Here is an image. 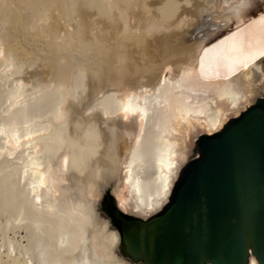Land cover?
Wrapping results in <instances>:
<instances>
[{"label": "bare ground", "instance_id": "obj_1", "mask_svg": "<svg viewBox=\"0 0 264 264\" xmlns=\"http://www.w3.org/2000/svg\"><path fill=\"white\" fill-rule=\"evenodd\" d=\"M13 1L4 0L0 13L11 7ZM25 1L29 3H23L31 6L35 3V0ZM49 1L53 3L43 10H48L49 14L38 15L30 29L39 30L50 38L47 25L58 23L59 30L68 31L70 36L63 42L66 48L73 47L76 40L86 56L107 53L111 62H127L116 65L122 75L114 80L109 92L114 104L110 107L103 104L94 112L96 114H90L94 117L91 119H106L127 129L126 140L120 139V151L115 154L120 156V165H115L118 161L113 162L110 141L96 139L77 147L71 138L77 133L65 139L68 146L63 150L58 146L52 149L59 153L56 167L42 170L44 164L35 156L23 160L27 173L31 171L34 178H38L26 197L28 205L37 208L36 202L42 200L41 189L46 187L52 204L48 203L45 208L56 214L54 218H60L59 229L54 228L57 233L53 234L54 244L46 247H52L48 251H53L54 255L52 259L41 260L40 264H142L125 254L107 199H115L117 209L132 218L145 220L157 214L169 202L182 169L193 155H198L194 151L200 136L219 132L232 118L264 99V0ZM38 3H35L38 9L34 7L37 11L41 8ZM54 10L57 16L53 15ZM64 18L75 23L76 28L63 23ZM45 65L48 69L53 67ZM82 70L90 72L92 79L96 77V71L84 67ZM52 72L47 75L52 77ZM73 84L70 81L58 84L63 100L55 122L68 121L76 113L77 102L70 95ZM14 85L18 89L11 87L17 89L9 96L12 106L19 105L22 97L32 95L36 86L24 78ZM90 110L92 112L93 108ZM119 118L133 124L128 125ZM48 128L45 129L49 131ZM150 134L155 139L158 155L153 165L155 190L146 196L140 172L146 168L144 145ZM14 135H9L7 144L16 151L27 143L18 144ZM62 139L63 136L58 140ZM75 148H79L77 154L73 151ZM102 151L105 153L100 158ZM108 171L112 172L110 176ZM117 171L121 174L119 179L115 178ZM70 178L74 182L69 185ZM22 222L18 219L12 225L19 228ZM249 264L259 263L252 257Z\"/></svg>", "mask_w": 264, "mask_h": 264}, {"label": "rangeland", "instance_id": "obj_2", "mask_svg": "<svg viewBox=\"0 0 264 264\" xmlns=\"http://www.w3.org/2000/svg\"><path fill=\"white\" fill-rule=\"evenodd\" d=\"M23 1L27 2L25 0H14L12 6L4 12L5 15L1 16V14L4 13H0V264H40L41 260L45 261L46 259H52L54 255H52L53 251H48L52 247L49 249L46 247L49 246V243L52 245L54 244L53 241H55V239L53 238L55 236L53 234H57L54 228L56 226L58 227L60 224V218H54L56 217V214L54 216L52 212H49V210L45 208L48 203L52 204L46 187L41 189L40 194L42 195V200L36 202L38 207L32 208L28 205L26 197L29 195V190L32 189V185L37 182L38 178H34L31 171L27 173L28 168L24 165L23 160L27 161L29 156H35L42 164H44L42 170L47 169V167L51 168V166L52 168L56 167L58 164L59 153L56 154L52 149L54 148L55 150L59 147V150H63L64 147L66 148L68 146L66 140L74 133H77L71 137L78 145L77 147L83 144L88 145L91 141L93 143V140L96 142V139L98 142L99 140L104 142H107V140L110 141L109 147L110 152L112 151L111 156L113 157V162L118 161L115 165H120V156L118 157L115 154L120 151V149H118L120 139H125V131L127 129L118 124H112V122L106 119H103L104 121H98L97 118L91 119L94 117L90 115L92 113L96 114L99 107L103 106V104L109 107L114 104V99L110 97L113 82L116 78H119L118 76L122 75L121 68L116 65H119L120 63V65H123L127 62H124L123 60L111 62L107 53H105V55L103 54L104 56H86L81 51L82 47L78 41L76 42V40L74 41L73 47L66 48L64 43H66L70 36L68 31L63 33L59 30L60 27L58 23V25H54L55 23L51 26L47 25L50 32V38L42 35L39 30L30 29L29 26L36 22L38 15L42 16L49 14L48 10H43L48 9V6L53 2L50 3L49 0H44L46 3L44 2L43 4L42 0H35V3L40 2L38 4L41 7L39 8V11H37L36 8L38 9L39 6H36L35 3L32 6L33 8H36L33 9L30 4H28L30 6L27 5L29 2L25 4ZM68 1L74 3V1L76 2L77 0ZM3 2L4 0H0V8ZM55 11L56 10H54L53 15L57 16V11L56 14ZM52 12H50V15H52ZM58 13L60 14L59 11ZM16 15L19 16L16 17ZM62 21H64L63 23L70 25L71 28H76L75 23L69 21L67 18L62 19ZM52 34L53 37L51 36ZM200 37H202V35H200ZM59 47L62 49H58ZM58 50H60V52H58ZM105 56L107 59H105ZM46 63L47 65L49 64L48 66L52 64L53 67L50 66V69H48L45 65ZM112 63L113 65L111 66ZM82 67L89 69L90 71H96V77L92 79V77H90V72L82 70ZM46 70L48 73L45 72ZM51 71H53L52 77L49 76ZM42 72L49 75L43 77L41 75ZM30 73L36 75H29ZM21 78L31 80L33 87L36 85L35 87L38 89L34 87L32 95L22 97V100H20L21 102L19 101V105L16 104L15 106H12L9 96L14 93H11V91H16L18 89L17 86L14 85V82H17ZM68 81L74 83L73 87L76 88L75 90L72 88L75 92L73 90L70 91L71 97L76 100L75 103H78L75 104L76 113L74 112L68 121L63 120L61 122H55L54 117L58 112L60 103H62L61 100H63L62 92L59 89L58 84L62 85ZM11 83H13V85ZM13 86L17 89L14 87L13 90L11 88ZM90 107L93 108L92 112ZM119 120L128 125L133 124L128 119L124 120L119 118ZM46 121H48L50 125L47 124L48 122ZM109 124H112L113 127ZM114 125H116V127ZM73 127L77 132H74L72 129ZM45 128H48L49 131ZM67 130L69 131L66 133L65 131ZM58 132H62L60 133L61 135H59ZM46 134L49 138L45 136ZM9 135L11 137L13 135L17 137L19 140L18 144L27 143V146L24 145L21 149L14 151V148L7 144ZM62 136L64 138L62 139L63 142L62 140H58L62 138ZM103 136H106V139ZM152 136L153 135L150 134L148 138H146L148 142L146 141L147 143L144 145L145 157L143 158L146 168L140 172L143 183V193L146 196L153 194V190H155L152 177L154 173L153 165L156 156L158 155V151L155 146V139ZM181 137L184 138L185 136L182 135ZM47 140L50 141V143ZM57 141H60L61 145L58 144ZM129 141L130 140H128V142ZM188 141L190 142V140ZM109 147L107 149H109ZM78 149L75 148L73 151L75 150L74 152L77 154V151H79ZM103 151L106 150L103 149ZM103 151L100 153L101 155L99 154L100 158H102L105 153ZM114 156L118 157V159L114 158ZM119 171L115 173V178L118 177L117 179H119L121 175ZM110 172L111 171L107 172L108 176H110L114 170H112L111 173ZM72 180L73 179L70 178L68 182L69 185L74 182ZM34 197L35 196H32L31 199L34 200ZM94 203L96 204L97 202L95 201ZM59 216L57 214V217ZM18 219H21L23 224L21 223L22 226L19 225V228H15L13 227L12 222ZM57 227L56 229H59V227ZM27 258H29V260Z\"/></svg>", "mask_w": 264, "mask_h": 264}, {"label": "water", "instance_id": "obj_3", "mask_svg": "<svg viewBox=\"0 0 264 264\" xmlns=\"http://www.w3.org/2000/svg\"><path fill=\"white\" fill-rule=\"evenodd\" d=\"M194 152L157 214L132 218L107 199L125 254L142 264H264V99L201 135Z\"/></svg>", "mask_w": 264, "mask_h": 264}]
</instances>
